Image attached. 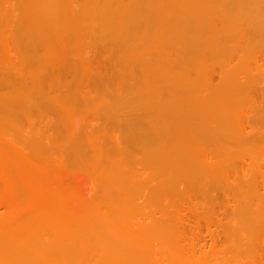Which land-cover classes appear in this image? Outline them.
Instances as JSON below:
<instances>
[{"label": "bare ground", "instance_id": "6f19581e", "mask_svg": "<svg viewBox=\"0 0 264 264\" xmlns=\"http://www.w3.org/2000/svg\"><path fill=\"white\" fill-rule=\"evenodd\" d=\"M0 264H264V0H0Z\"/></svg>", "mask_w": 264, "mask_h": 264}]
</instances>
